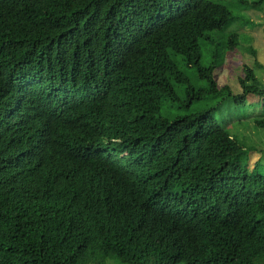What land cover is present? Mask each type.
Wrapping results in <instances>:
<instances>
[{"label": "trees", "instance_id": "obj_1", "mask_svg": "<svg viewBox=\"0 0 264 264\" xmlns=\"http://www.w3.org/2000/svg\"><path fill=\"white\" fill-rule=\"evenodd\" d=\"M236 16L0 0V264H264V142L237 134L263 137L264 86L216 76Z\"/></svg>", "mask_w": 264, "mask_h": 264}, {"label": "rangeland", "instance_id": "obj_2", "mask_svg": "<svg viewBox=\"0 0 264 264\" xmlns=\"http://www.w3.org/2000/svg\"><path fill=\"white\" fill-rule=\"evenodd\" d=\"M228 6L235 15L237 20L228 27L227 33L238 34L239 45L229 56L226 65L217 72V81L220 87L224 85H231L236 91L240 90L239 79L243 78L244 66L248 65L252 67L260 78L262 86H264V0H213ZM253 48L257 51L256 57L252 55L250 49ZM252 102H258L255 97L250 98ZM250 105V104H249ZM174 113L182 112L179 107H175L172 110ZM234 116L246 115V121H252L257 118L253 107L245 108L241 111L232 110L228 111ZM250 129V128H248ZM248 129H240L237 133L240 139L245 137L249 143L262 140L263 137L260 133H253ZM105 264H124L117 258H112L106 261Z\"/></svg>", "mask_w": 264, "mask_h": 264}]
</instances>
